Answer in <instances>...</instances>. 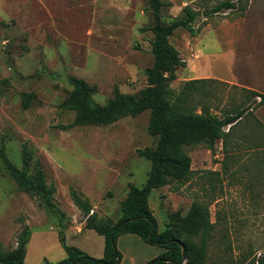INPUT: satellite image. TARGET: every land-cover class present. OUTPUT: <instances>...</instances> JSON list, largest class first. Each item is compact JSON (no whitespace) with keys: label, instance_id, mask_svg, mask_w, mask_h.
Returning a JSON list of instances; mask_svg holds the SVG:
<instances>
[{"label":"rangeland","instance_id":"obj_1","mask_svg":"<svg viewBox=\"0 0 264 264\" xmlns=\"http://www.w3.org/2000/svg\"><path fill=\"white\" fill-rule=\"evenodd\" d=\"M224 1L235 8L204 16ZM186 6L198 18L193 35L177 29L168 38L181 61L168 87L178 91L204 80L193 85V112L206 108L220 118L240 112L242 119L212 148L191 140L184 147L189 180L153 190L148 204L158 231L193 203L206 206L214 224L208 264H250L264 256V103L255 104L250 92H264V0H161L162 22L181 18ZM152 25L148 0H0L2 253L17 247L27 226L24 264L65 259L61 237L67 247L103 257L104 238L85 230L71 192L88 201L98 222L118 221L128 184L142 188L150 171L137 154L156 146L150 111L107 126L69 128L75 113L63 103L71 79L90 87L92 105L103 106L116 93L141 96L153 65ZM2 153L30 176L38 171L54 189L53 210L18 187ZM116 248L121 264H148L164 253L135 234L121 235Z\"/></svg>","mask_w":264,"mask_h":264},{"label":"trees","instance_id":"obj_2","mask_svg":"<svg viewBox=\"0 0 264 264\" xmlns=\"http://www.w3.org/2000/svg\"><path fill=\"white\" fill-rule=\"evenodd\" d=\"M148 5L153 15V25L149 28L153 34V65L146 71L148 86L141 96L136 98L116 93L105 105H92L90 87L81 80L71 79L73 89L63 103L64 108L75 113L69 128L107 126L149 110L148 132L157 138L156 146L153 149L137 150V154L151 164L147 180L142 188L128 184L127 196L120 205V218L114 224L98 222L96 216L90 214L88 201L72 191V200L85 217V230L94 231L104 238L103 257L95 259L75 247H67L61 237L60 241L67 257L60 262L46 264H121V254L116 248V243L124 234L138 235L145 243L164 249V253L148 264L209 262L207 245L209 239H212L214 224L210 223L207 207L193 203L185 216H181L179 212L172 214L164 230L158 231L148 198L153 190L165 187L171 182H187L192 171L191 160L184 147L191 140H199L212 148L225 136L224 128L238 120L242 113L220 118L202 108L201 114H195L192 98L196 89L193 85L205 82L204 80L186 82L178 91L168 87V82L175 78L176 68L181 64L178 53L169 44L168 38L177 29H185L193 35L192 24L198 18V12L186 6L181 18L164 24L160 16L161 0H148ZM234 8L233 3L224 1L205 11L204 16L207 18ZM250 92L253 96H259L254 91ZM2 157L6 169L18 187L37 195L43 205L53 210L51 197L54 189L45 186L38 171L30 176L26 169H16L5 154L2 153ZM30 235L29 227L25 226L18 235L17 247L8 253L1 252L0 244V264H24ZM250 264H264V256Z\"/></svg>","mask_w":264,"mask_h":264},{"label":"crops","instance_id":"obj_3","mask_svg":"<svg viewBox=\"0 0 264 264\" xmlns=\"http://www.w3.org/2000/svg\"><path fill=\"white\" fill-rule=\"evenodd\" d=\"M252 91H254V92H256V93H259V92H257V90H252ZM259 94H261V95H259ZM258 95H259V97L261 98V100H262V102L264 103V92L263 93H259ZM256 97H258V96H255L254 97V99L256 98ZM253 99V100H254ZM263 107H264V105H263ZM253 115H255L257 118H260V116L258 115V112H254L253 113ZM253 115H252V117L250 116L249 118H252L253 119ZM261 116L264 118V113L262 114L261 113ZM249 118H247V119H249ZM242 119V116L238 119V120H236L234 123H232V124H230V125H227L225 128H224V134H227V133H232L233 131V127H235V125L238 123V121L239 120H241ZM89 231V230H88Z\"/></svg>","mask_w":264,"mask_h":264},{"label":"built area","instance_id":"obj_4","mask_svg":"<svg viewBox=\"0 0 264 264\" xmlns=\"http://www.w3.org/2000/svg\"><path fill=\"white\" fill-rule=\"evenodd\" d=\"M255 104H259L261 102V98L258 96L254 99Z\"/></svg>","mask_w":264,"mask_h":264},{"label":"water","instance_id":"obj_5","mask_svg":"<svg viewBox=\"0 0 264 264\" xmlns=\"http://www.w3.org/2000/svg\"><path fill=\"white\" fill-rule=\"evenodd\" d=\"M152 232V231H151Z\"/></svg>","mask_w":264,"mask_h":264}]
</instances>
